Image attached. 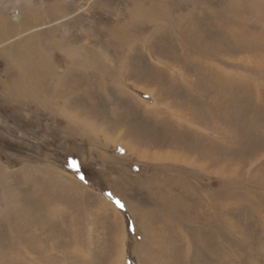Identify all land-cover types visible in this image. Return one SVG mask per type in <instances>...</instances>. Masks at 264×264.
<instances>
[{
  "label": "rangeland",
  "instance_id": "1",
  "mask_svg": "<svg viewBox=\"0 0 264 264\" xmlns=\"http://www.w3.org/2000/svg\"><path fill=\"white\" fill-rule=\"evenodd\" d=\"M0 22V264H264V0ZM27 62L45 100L11 85Z\"/></svg>",
  "mask_w": 264,
  "mask_h": 264
},
{
  "label": "bare ground",
  "instance_id": "2",
  "mask_svg": "<svg viewBox=\"0 0 264 264\" xmlns=\"http://www.w3.org/2000/svg\"><path fill=\"white\" fill-rule=\"evenodd\" d=\"M56 7V6H55ZM29 11V10H28ZM50 11V10H49ZM51 12V11H50ZM45 13V12H44ZM56 13V12H55ZM27 14V13H26ZM38 14H39V12H38ZM50 15H51V13H50ZM55 15V14H54ZM28 16H30V15H28ZM149 16V15H148ZM40 17V16H39ZM51 17V16H50ZM13 19H15V20H20V17L18 18V16L17 17H14ZM26 19V18H25ZM36 19V18H35ZM38 19V18H37ZM37 19L36 20H34V17H33V19H30L29 20V22H27L26 23V25L24 26V28L26 27L27 29H28V26L29 25H27V24H29V23H31L32 24V22H34L36 25H37V23L35 22V21H37ZM32 20V21H31ZM2 21V20H1ZM34 23L32 24L33 25V27L35 26L34 25ZM11 29H13L12 28V25L9 23V24H7V23H4V22H0V33L2 34V36H5L6 34H4L5 32H7V33H10V32H12L11 31ZM8 35V34H7ZM1 46H2V44H1ZM64 49H65V47H63ZM67 48V47H66ZM60 49V48H59ZM71 49V48H70ZM67 50V49H66ZM65 50V51H66ZM64 51V52H65ZM43 53V52H42ZM38 55V54H37ZM41 59H42V65L44 64V67H45V65H47V63H49V62H47V61H43L44 59L45 60H47V58H46V56H45V54H40V55H38ZM71 56V55H70ZM35 59V58H34ZM45 62H47V63H45ZM79 62V61H78ZM82 62V61H81ZM89 63V62H88ZM87 64V63H86ZM22 65V64H21ZM20 65V66H21ZM25 65V64H24ZM24 65H22L23 66V68L25 67ZM26 65H27V67H25L26 69L24 70V72L22 71V75H21V77H19V78H16V79H13L12 80V83H11V85H12V87L16 90V91H21L22 93L24 92H28V95L29 96H32V97H36V98H38V99H42V100H45V97H44V95L42 94V93H40V91L36 88V80H35V78L37 79V77L39 76L38 74H39V71L37 70L38 68H37V66L35 65V64H33V66H34V69H35V71H31L32 70V66L27 62L26 63ZM49 65V64H48ZM82 65H83V63H82ZM49 67V66H48ZM70 71V70H69ZM39 78V77H38ZM33 80H35L34 81V83H35V85H30L31 84V82H33ZM54 79H52V81H53ZM55 81H57V80H55ZM40 82V81H39ZM39 84V83H38ZM42 84V83H41ZM41 90V89H40ZM40 96H43V97H41L40 98ZM70 114V113H69ZM205 176V175H204ZM189 206V205H188Z\"/></svg>",
  "mask_w": 264,
  "mask_h": 264
},
{
  "label": "snow or ice",
  "instance_id": "3",
  "mask_svg": "<svg viewBox=\"0 0 264 264\" xmlns=\"http://www.w3.org/2000/svg\"><path fill=\"white\" fill-rule=\"evenodd\" d=\"M81 179L83 180V177H81ZM115 203H116L117 207H123V204L119 200H116Z\"/></svg>",
  "mask_w": 264,
  "mask_h": 264
},
{
  "label": "trees",
  "instance_id": "4",
  "mask_svg": "<svg viewBox=\"0 0 264 264\" xmlns=\"http://www.w3.org/2000/svg\"><path fill=\"white\" fill-rule=\"evenodd\" d=\"M77 165H78V164H77ZM80 167H81V165H80ZM83 174H84V175H83ZM83 174H82V175L85 176V173H83Z\"/></svg>",
  "mask_w": 264,
  "mask_h": 264
}]
</instances>
